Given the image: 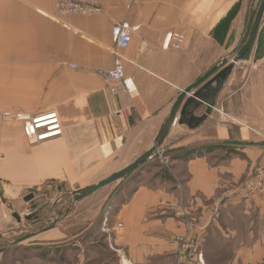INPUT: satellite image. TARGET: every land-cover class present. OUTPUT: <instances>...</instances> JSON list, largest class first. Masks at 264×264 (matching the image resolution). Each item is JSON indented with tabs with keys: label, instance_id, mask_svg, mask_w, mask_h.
Returning a JSON list of instances; mask_svg holds the SVG:
<instances>
[{
	"label": "crops",
	"instance_id": "1",
	"mask_svg": "<svg viewBox=\"0 0 264 264\" xmlns=\"http://www.w3.org/2000/svg\"><path fill=\"white\" fill-rule=\"evenodd\" d=\"M241 1L105 0L100 14L59 16L54 0H0V111L56 110L63 124L61 137L33 145L21 122L0 121V240L16 229L10 206L34 180L48 179L47 166L77 175L118 167L112 174L150 149L183 89L216 63L210 48ZM118 22L133 29L124 51L133 62L124 63L130 90L113 93L101 71L114 67ZM172 32L185 38L180 49L169 45ZM231 75L211 114L202 105L170 129L161 146L167 174L122 186L110 198L108 225L41 232V247L31 248L39 255L23 264H264V192L245 202L224 198L264 165V126H225L216 110L237 94ZM8 255L7 264L22 263Z\"/></svg>",
	"mask_w": 264,
	"mask_h": 264
},
{
	"label": "rangeland",
	"instance_id": "2",
	"mask_svg": "<svg viewBox=\"0 0 264 264\" xmlns=\"http://www.w3.org/2000/svg\"><path fill=\"white\" fill-rule=\"evenodd\" d=\"M250 2L251 0H242L231 13L230 21H226L222 26V36L217 39L216 46L213 47L214 49L210 48L209 51V57L212 59V62L217 63L220 59L228 55L239 43L245 26ZM254 2L255 9L257 10L261 0H254ZM231 77V79H235L232 88H234V90L236 89L237 94L231 99L228 106L225 105L226 113L233 114L238 119L246 121L251 128L264 126V18L250 59L238 62ZM5 112L15 111H0V113ZM158 163L159 164L157 165L156 162H152V164L145 162L124 178L113 182L76 202L73 197L74 191L85 188L89 185L97 184L101 180L110 176L111 172L115 171L118 167L105 166L95 169L87 168L77 175L68 167L56 166L54 163V165L47 166L49 173L48 179H44V181L34 180L32 189H25L21 196L15 200L14 208L20 213L22 221L17 222L12 216L13 225L16 227L15 231L11 232L10 235L7 236L8 238L6 237V241L0 240V254L4 258L5 264L8 263L7 261L10 258L8 255L9 253L13 255V258L14 256H17L16 259H20L22 261L21 264L25 262V259H31L32 256L37 257L40 252L33 255L31 253V248L36 249L41 247L37 244L39 242L38 238L40 236L38 235L40 233L26 239H22V237L30 232L39 231L52 224L55 220L58 221L56 225L59 226L100 225L98 220H102L103 225H108L106 223L111 215L108 209L111 196L114 193L118 194L120 188L130 182L133 178L135 179L142 175L145 176L149 173L152 174L148 175L147 178L149 179V177H152L153 175H157L158 173L164 175L171 170L170 166L163 163L161 165V162L159 161ZM259 166L264 165H257L253 171ZM36 168L40 167L36 165L34 166V175L37 174ZM245 181L233 187H239ZM134 186L135 184L132 186L130 184L129 187H127V191H130L129 193H131L133 189L131 187ZM31 190L36 191H33L36 196L31 201L27 202L22 195H29ZM106 192H108L107 197H103ZM116 194H114V196ZM32 213L38 214V221H36L37 218H25V216ZM69 237H71V235H69ZM97 238H99V236H97L96 239ZM51 250L53 249L46 248L44 253L49 254ZM52 254L55 256L63 255L57 250L52 252Z\"/></svg>",
	"mask_w": 264,
	"mask_h": 264
},
{
	"label": "built area",
	"instance_id": "3",
	"mask_svg": "<svg viewBox=\"0 0 264 264\" xmlns=\"http://www.w3.org/2000/svg\"><path fill=\"white\" fill-rule=\"evenodd\" d=\"M104 2L105 0H54L56 13L59 16L97 15L102 12ZM132 33V27L126 22L115 23L112 27V35L115 41V46L112 49L114 67L110 70H103L101 73L106 85L113 93H118L121 86H125L130 90L127 80L124 78V63L133 61L127 57L124 51L130 45ZM184 40L185 38L181 33L172 32L169 38V45L172 48L180 49ZM71 66L73 67L74 65L72 64ZM216 110L219 112L221 121L225 126L237 124L251 128L246 121L226 113L224 108L216 107ZM0 120L21 122L23 132L32 144L45 143L63 135L62 120L56 110H48L35 115L17 111L5 112L0 113ZM150 160H156L168 166L170 156L161 147L151 155ZM261 191H264V166L257 167L241 186L227 189L224 193V198L227 201L245 202Z\"/></svg>",
	"mask_w": 264,
	"mask_h": 264
},
{
	"label": "water",
	"instance_id": "4",
	"mask_svg": "<svg viewBox=\"0 0 264 264\" xmlns=\"http://www.w3.org/2000/svg\"><path fill=\"white\" fill-rule=\"evenodd\" d=\"M254 3V0H251L246 15L245 26L239 43L228 55L215 63L197 81L183 89V91L175 101L169 116L162 124L154 140L153 146L138 158H136L132 163L118 170L117 172L112 173L110 176L101 180L97 184L89 185L85 188L74 191L73 197L75 202L91 195L92 193L113 182L124 178L139 166L147 162L148 159H150L151 155L154 154L156 150H158L163 145L172 126L174 124H184L189 120L192 121V119H190L191 115L194 114L196 109H198L202 105L206 106V115L211 114L212 110L215 108L219 92L233 72L237 63L249 60L252 55L264 18V0H261L257 10L255 9ZM185 98L187 99L185 100ZM180 108V115H178ZM204 118L205 117H203L202 120ZM34 197V193L32 192L31 194L27 195L24 200L28 202L34 199ZM10 208L13 210V216L18 220V222H21L22 217L20 213H18L12 206H10ZM25 218H37L36 221H38L39 216L36 213H32L28 216H25ZM57 222L58 221L55 220L52 224L40 229L39 231L30 232L27 235L23 236L22 239H26L38 233L52 229L56 226ZM2 236L3 235L0 234V238Z\"/></svg>",
	"mask_w": 264,
	"mask_h": 264
},
{
	"label": "bare ground",
	"instance_id": "5",
	"mask_svg": "<svg viewBox=\"0 0 264 264\" xmlns=\"http://www.w3.org/2000/svg\"><path fill=\"white\" fill-rule=\"evenodd\" d=\"M62 119V118H61ZM34 196H35V194H34ZM22 221V220H21Z\"/></svg>",
	"mask_w": 264,
	"mask_h": 264
}]
</instances>
